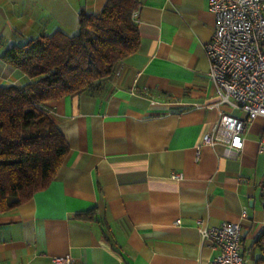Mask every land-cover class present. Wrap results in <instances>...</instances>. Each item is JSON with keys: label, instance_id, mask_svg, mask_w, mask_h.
<instances>
[{"label": "crops", "instance_id": "crops-1", "mask_svg": "<svg viewBox=\"0 0 264 264\" xmlns=\"http://www.w3.org/2000/svg\"><path fill=\"white\" fill-rule=\"evenodd\" d=\"M104 2L0 0V85L31 81L2 58L6 47L74 34L79 11ZM136 21L139 47L106 92L45 103L69 150L45 189L0 214V264L65 255L70 264H211L219 250L198 227L222 221L241 224L243 264H264V117L247 122L235 157L224 132L203 143L219 118L204 51L215 24L208 0H141ZM90 210L92 219L75 216Z\"/></svg>", "mask_w": 264, "mask_h": 264}, {"label": "trees", "instance_id": "trees-1", "mask_svg": "<svg viewBox=\"0 0 264 264\" xmlns=\"http://www.w3.org/2000/svg\"><path fill=\"white\" fill-rule=\"evenodd\" d=\"M140 4L105 0L96 14L79 11L74 34L56 30L2 51L31 81L0 85V214L49 185L69 147L45 103L74 92H106L120 60L139 47Z\"/></svg>", "mask_w": 264, "mask_h": 264}, {"label": "built area", "instance_id": "built-area-1", "mask_svg": "<svg viewBox=\"0 0 264 264\" xmlns=\"http://www.w3.org/2000/svg\"><path fill=\"white\" fill-rule=\"evenodd\" d=\"M208 7L215 24L204 51L209 80L216 94L211 107L217 110L219 118L203 135V143L212 144L220 139L218 133L224 132L228 137L225 154L235 157L243 147L247 122L264 117V0H208ZM224 106L240 111L243 116L227 114ZM258 149L264 151V137ZM173 177L181 179V174L174 173ZM246 216L243 209L241 217ZM198 231L202 241L219 250L211 264L244 263L239 222L201 223ZM53 261L70 264L71 257H54Z\"/></svg>", "mask_w": 264, "mask_h": 264}]
</instances>
